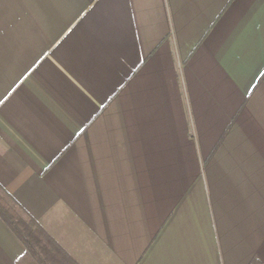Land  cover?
<instances>
[{"label": "crops", "instance_id": "0c3cea01", "mask_svg": "<svg viewBox=\"0 0 264 264\" xmlns=\"http://www.w3.org/2000/svg\"><path fill=\"white\" fill-rule=\"evenodd\" d=\"M0 185L79 264H264V0H0Z\"/></svg>", "mask_w": 264, "mask_h": 264}, {"label": "trees", "instance_id": "16d2710c", "mask_svg": "<svg viewBox=\"0 0 264 264\" xmlns=\"http://www.w3.org/2000/svg\"><path fill=\"white\" fill-rule=\"evenodd\" d=\"M0 219L37 264H79L1 185Z\"/></svg>", "mask_w": 264, "mask_h": 264}]
</instances>
